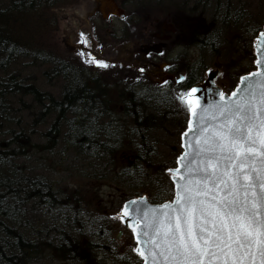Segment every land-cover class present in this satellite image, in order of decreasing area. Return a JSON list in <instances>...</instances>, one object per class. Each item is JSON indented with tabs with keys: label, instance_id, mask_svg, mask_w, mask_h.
<instances>
[{
	"label": "trees",
	"instance_id": "16d2710c",
	"mask_svg": "<svg viewBox=\"0 0 264 264\" xmlns=\"http://www.w3.org/2000/svg\"><path fill=\"white\" fill-rule=\"evenodd\" d=\"M57 3L58 0H0V264H141L132 247L120 249L115 241L112 232L117 224L121 225L115 213L91 215L87 208L82 209L80 203L64 194L53 178L37 173V164L40 162L39 168L45 166L47 158L58 167L61 162L72 166L78 162L76 171L80 178L94 176L117 181L132 193L128 197L120 195L116 212L125 199L141 195L140 187L153 203L169 199L172 196L169 177L166 178L170 191L160 186L150 192L148 187L143 188L153 172L156 176L164 175L166 167L159 166L158 154L150 152L149 147L144 148L145 143L140 145L142 140L133 139L132 134L139 130L145 137L142 132L152 129L153 119H171V115L181 117L182 123L176 126L174 165L181 151L180 133L188 117L187 106L181 105L175 97L202 80L204 71L200 62L205 56L217 57L219 49L224 47L223 34L235 29L236 24L245 26L251 21L252 27L245 33L249 37L246 40L248 48H252L255 35L264 27V16L258 18L263 5L257 6L255 21L250 15L256 13L257 3L252 5V11L244 7L250 15L242 8L221 5L219 30L212 27L216 31L214 38L193 43L198 51L196 66L180 68L185 74L181 83L160 86L151 81L142 83L140 78L124 80L110 67L94 73L64 57L51 56L48 50H40L38 46H33L31 51V47L14 37L9 29L13 16L43 6L50 10ZM210 33L212 35V30ZM27 57L33 63L41 60L48 65L49 73L46 70L45 76L57 81L58 92L51 94L41 90L25 76L11 71V67ZM222 62L228 65L225 60ZM223 72L226 77L227 68ZM106 78L117 87L118 94L126 95L122 98L124 102L109 97ZM25 97L35 105L33 123L15 115V107L28 110ZM167 104L172 109L176 107L173 112L172 109L168 114L166 110L157 111ZM137 108L150 111L144 117L146 122L138 119ZM36 123L43 125L42 130L34 125ZM130 124L137 127L131 129ZM124 125L129 130L124 129ZM34 136L40 143L33 141ZM128 139L135 142L133 159L118 165L117 152ZM27 158L32 163L31 169ZM71 195L77 200L75 194ZM74 257L79 258L75 261Z\"/></svg>",
	"mask_w": 264,
	"mask_h": 264
},
{
	"label": "rangeland",
	"instance_id": "374dc122",
	"mask_svg": "<svg viewBox=\"0 0 264 264\" xmlns=\"http://www.w3.org/2000/svg\"><path fill=\"white\" fill-rule=\"evenodd\" d=\"M114 1L121 4V7L124 6L125 11L122 17L112 13L107 18L102 17L99 13L101 10L112 9V5H108L104 0L103 2L98 0H58L56 7L50 10L44 9L45 7L43 6L35 11L13 16L9 22V29L14 33V37L16 39L19 38L21 43L26 46L31 48L38 46V48H42L40 50H48L51 56L64 57L87 67L94 73L110 67L115 72H118V75L122 76L124 80L131 81L140 78L142 83H147L154 81V79L152 76L149 78V75L142 74L144 65H148V60L142 57V49L145 48V52L147 54L150 53L149 61H153L154 65L165 63L169 69H178L176 75H185L180 68L186 67V65L191 68L195 67L198 61V51L194 49L193 43L196 40L200 41L207 37L214 38V32L219 30L220 17L218 14L221 13V5L225 6L226 4L230 9H244L245 7L247 11H252V5L257 3L255 9L257 6L260 8L263 5L262 15L259 14L258 18L264 16V0ZM106 4L107 6H105ZM102 6H105V8H102ZM258 8L256 13L255 11L252 12L255 13L252 15L244 10L255 21ZM250 23L251 21L246 22L245 26L236 24L237 27L235 29L233 27L225 32L221 38V41L224 42V47L222 48L231 60L228 63L230 68L227 69V79L223 82L229 87L236 85L239 75L249 72L254 67L253 48H248L246 40L249 37L245 33L252 27ZM212 27H215L216 31ZM211 30L212 35L211 33L208 34ZM81 34H83L86 43H82ZM81 53L87 55H81ZM25 60L27 63H22ZM25 60L11 67V71L13 70V73H18L22 77L25 76L41 90L51 94L58 92L57 81H51L45 76L46 70L49 73L47 64L41 63V60L33 63L29 57ZM88 60H92V62H86ZM203 60L200 62L204 71V73L202 72L204 74L202 80L206 77V69L221 70L219 66L225 58L223 55L218 57V59L217 57L208 58L205 56ZM96 61H101L107 64L108 67H99ZM224 76L223 72V77L219 80L224 79ZM104 80L109 86V97L113 101L124 102L123 99L126 95L124 94L122 97L118 94L117 87L113 86V84L111 85L110 79L106 78ZM24 102L29 105L28 110L22 111L20 108L15 107V115L26 122L33 123L35 105L26 97ZM113 107H115L114 104ZM171 109L172 106L167 104L163 110L157 109V111L163 113L166 110L168 114ZM137 113L139 114L138 119L146 122L144 117L150 114V111L145 108H137ZM171 117L173 120L172 118H166V120H159L161 118L153 119L151 121L153 124L152 129L142 132L145 137L142 136L139 130L134 131V134H132L133 139L140 138L142 140L140 145L145 143L143 145L144 148L149 147L150 152L152 150L158 154V159H160L159 166L164 165L166 167L165 170L173 167L172 158L176 148V126L183 121L181 117L179 119L173 115ZM34 125L37 126V123ZM42 126L39 124L37 127L42 130ZM129 127L133 129V127L137 126L130 124ZM129 127L123 126L126 130H129ZM33 141L40 143L36 137L33 138ZM134 145L135 142L131 139L124 142L121 149L117 152L116 162L118 165L132 161L134 156L132 150L136 149ZM51 159H55V157ZM26 162L31 169L32 163L29 162V158L26 159ZM44 164L45 166L39 168V162L36 172L53 178L55 184L60 186L64 194L71 200L77 201L78 204L80 203L79 205H81L82 209L83 207L87 208L91 215L106 216L109 213H115V216H117L121 208L116 212L117 203L119 202L118 198H120V195L128 197L132 193L126 187L124 188L123 185L118 184L117 181L110 180V178L101 179L92 176L84 179L78 177L76 171L78 162H74L73 166L68 162H61L58 167L56 163H52L47 158ZM155 167H158V165ZM155 174L153 172L149 176L148 179L150 181L143 188L148 187L150 192L154 191L156 186H160L165 191H170L166 178L169 177L167 170L164 175L158 174L156 176ZM140 188L139 194L147 196L148 193ZM72 193L76 195L77 200L71 195ZM135 196L137 195H133V197ZM107 220H109L108 217ZM122 227L117 224L114 228L112 235L115 241L118 242L120 249L124 250L128 246L134 249L135 244L132 240V233ZM119 230H122V234L117 238L116 235ZM74 258L76 261V258L79 257Z\"/></svg>",
	"mask_w": 264,
	"mask_h": 264
},
{
	"label": "snow or ice",
	"instance_id": "6c2138e0",
	"mask_svg": "<svg viewBox=\"0 0 264 264\" xmlns=\"http://www.w3.org/2000/svg\"><path fill=\"white\" fill-rule=\"evenodd\" d=\"M81 40L86 43L83 34ZM254 48L260 70L241 77L246 86L231 96L220 93L211 122L208 108H193L198 88L175 97L204 123L194 143L182 145L191 150L177 158L179 179L181 169H169L175 199L143 210L130 201L122 209L121 219H136L131 208L143 220L141 231L128 224L143 264H264V31Z\"/></svg>",
	"mask_w": 264,
	"mask_h": 264
},
{
	"label": "water",
	"instance_id": "95a60500",
	"mask_svg": "<svg viewBox=\"0 0 264 264\" xmlns=\"http://www.w3.org/2000/svg\"><path fill=\"white\" fill-rule=\"evenodd\" d=\"M104 1L108 2L112 6H115V3H114L113 0H104ZM120 13H121V11H120ZM262 31H264V30H260L257 33V35L255 36L254 42H253V48H254V45L256 44V42H257V40L259 38L260 32H262ZM254 54H255V61H256L257 56H256L255 48H254ZM255 61H254V67L255 68L253 70H251L250 72L241 75L236 87L229 94L224 93L226 98L231 96V93L233 91H236L238 87L240 89H243L246 86V84L241 82V77H247V76H249L250 73L257 72V71L260 70V69L257 68ZM156 67L158 69H160L162 67V65H156ZM216 74H217L216 71H213V70L207 71L206 77L201 82L191 86L188 89V91L191 88H198L199 89V91L191 97L192 100H198L199 101V105H193V108L196 110V112H200L202 108H208L209 109V113H208V116H207L208 122H211V114L214 111V106L221 102L220 101V93H223L221 91L220 86L217 85L215 82L213 83ZM158 75L160 76V80L173 78V75L165 73V72H160V73H158ZM180 78H181V76L179 78H177L176 81H178ZM221 85H222V83H221ZM198 120H199V117L197 115H193L188 110L187 128L182 133L189 132V135L185 139H182V134H181V148H182V151H181L179 157L182 154H184L186 151H190L191 150V149H186L185 147H182V145L183 144H188L189 142H193L194 143L195 135H196V129L198 127H200L204 123V122H199L198 123ZM189 121H192L191 131H189ZM178 167L181 169V172L176 174L177 179H179L180 174L183 173V167L181 165H178L177 164V160H176V167L170 168V169H177ZM168 172H169V169H168ZM170 178H171V181L173 182V185H174V196H173V198L171 200H167V201H164V202H161V203H153V202H150L147 199L146 195H144V194L143 195H139V196L132 197V198H129L126 201H124V203L122 204V206L120 208L119 213L117 214V216H118L121 224L123 225V227L127 228V229H129L131 231V233L133 235V239L136 242V247L138 246L137 245V241H136V239L134 237V234L132 232V228H130L128 226V224L129 223L134 224V226L137 227L138 231H141L142 228H143V220L139 216H137V214L135 212H133L131 208L129 209V215L133 216V217H136V219L135 220H128L127 218L121 219L120 218V214L122 212V209H123L124 205L127 204L130 201L139 202L138 205H134L133 207H139L141 210H143L145 208V206H147V207H159L162 204L172 202L175 199L176 186H175V182L172 179V175H170ZM121 234H122V231L120 230L117 233L116 237L119 238ZM140 239L144 240L145 237L143 235H140ZM141 247H143V246H141ZM139 257L142 260L141 264H143L142 257L141 256H139Z\"/></svg>",
	"mask_w": 264,
	"mask_h": 264
},
{
	"label": "bare ground",
	"instance_id": "6f19581e",
	"mask_svg": "<svg viewBox=\"0 0 264 264\" xmlns=\"http://www.w3.org/2000/svg\"><path fill=\"white\" fill-rule=\"evenodd\" d=\"M108 5H110L108 2H106ZM107 4L105 5V6H107ZM120 5V4H119ZM105 6H102V8L104 7L105 8ZM114 8H115V10H116V12H118V14H117V16L118 17H122V15H123V13H122V8L121 9H119V8H117V6H116V3H115V6H113ZM102 11V12H101ZM99 13L101 14V16L102 17H104V18H107V17H109V15H110V13L112 12V9H108V10H101ZM110 11V12H109ZM120 11H121V13H120ZM251 11V10H250ZM252 48H253V44H252ZM31 49V51H33V49L32 48H30ZM221 49H223V48H220L219 49V53H218V55H217V58L218 57H220V56H222L223 55V57L225 58V61H226V63L228 64V63H230L231 62V60H230V58H229V56L227 55V53L225 52V50L223 49L222 51H221ZM253 54H254V48H253ZM254 57H255V54H254ZM255 61V60H254ZM254 63V62H253ZM156 65H162V67L160 68V69H158L157 67H156ZM174 67H175V65L174 64H172ZM230 66V65H229ZM228 65H224L223 64V62L220 64V68H221V70L220 69H211V68H209V69H206V71H205V75L207 74V71H209V70H213V71H216L217 72V74H216V76H215V78H214V82L217 84V85H219V86H223V82L222 81H226V77L224 76V79H222V81L221 82H216V78L217 77H223V70H224V68H227V69H229L230 67H229ZM144 68L150 73V75H152V77H153V79H154V81L152 80L151 82L152 83H154V84H157V85H160V86H164V85H166L167 83H171V82H173V83H175V84H178V83H181L183 80L181 79L182 77L183 78H185V75H183V74H178V75H176V73L174 72L175 70L173 69V68H170L169 69V67H167V65L165 64V63H161V64H148V65H144ZM144 68L142 69V71H144ZM166 70V71H165ZM160 72H165V73H168V74H171V75H173V78H171V79H163V80H160V76L158 75V73H160ZM250 72V71H249ZM246 73H248V72H246ZM246 73H244V74H246ZM142 74L143 75H147V74H145L144 72H142ZM241 75H243V74H241ZM241 75H239V77L237 78V81H239V78H240V76ZM181 76V78L178 80V81H176V79L177 78H179ZM149 78H151V76H149ZM221 83H222V85H221ZM59 91V90H58ZM228 91V90H227ZM223 93H227V94H229L231 91H229V92H226V91H222ZM187 128V123H186V126H185V128L181 131V133H180V149H181V151H182V148H181V134H182V132L185 130ZM181 151H180V153H181ZM180 153L177 155V157H176V159H175V162H174V165H173V167H170V168H174V167H176V160H177V158L179 157V155H180ZM170 168H167L166 170H167V173L169 174V177H170V173L168 172V169H170ZM166 170H165V172H166ZM169 180H170V182H171V184H172V196L169 198V199H166V200H164V201H167V200H171L172 198H173V196H174V185H173V182L171 181V178H169ZM145 195V194H144ZM147 197V196H146ZM128 199V198H127ZM127 199H125L124 201H126ZM147 199H148V197H147ZM149 200V199H148ZM124 201L122 202V204L124 203ZM164 201H161V202H164ZM161 202H157V203H161ZM117 218H118V216H117ZM118 220H119V218H118ZM119 222H120V220H119ZM120 224H121V222H120ZM122 226V225H121ZM123 228V227H122ZM126 229V228H125ZM129 230V229H128ZM120 231V230H119ZM118 231V232H119ZM122 231V230H121ZM130 231V230H129ZM132 240H133V242H134V244H135V247H136V242L134 241V239H133V235H132ZM134 247V248H135ZM135 253V252H134Z\"/></svg>",
	"mask_w": 264,
	"mask_h": 264
},
{
	"label": "flooded vegetation",
	"instance_id": "af4514ba",
	"mask_svg": "<svg viewBox=\"0 0 264 264\" xmlns=\"http://www.w3.org/2000/svg\"><path fill=\"white\" fill-rule=\"evenodd\" d=\"M98 1H100V2H102V0H98ZM115 3H116V6H117V8H119V9H121L122 10V13H124V8L123 7H121L120 5H119V3H117L116 1H115ZM113 15H116L117 16V14H118V12H116V10H115V8L114 7H112V12H111ZM141 54H142V57L143 58H145V59H147L148 61H147V63L148 64H153L154 62L153 61H149V54H147L146 52H145V48L144 49H142V51H141ZM166 71V70H165ZM142 72H144L145 74H147V75H149V76H152V75H150V73L144 68V71H142ZM221 78V76L220 77H217L216 79V82L218 83V82H221L222 80H219ZM222 82H224V81H222ZM234 88V86L233 87H229V85H227V84H224L223 83V86H222V91H226V92H229V91H231L232 89ZM228 90V91H227Z\"/></svg>",
	"mask_w": 264,
	"mask_h": 264
}]
</instances>
